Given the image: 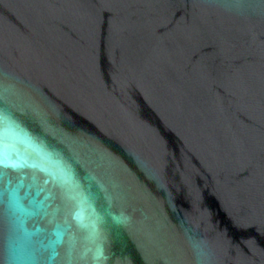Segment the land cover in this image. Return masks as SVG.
<instances>
[{
    "label": "water",
    "instance_id": "water-1",
    "mask_svg": "<svg viewBox=\"0 0 264 264\" xmlns=\"http://www.w3.org/2000/svg\"><path fill=\"white\" fill-rule=\"evenodd\" d=\"M0 264H264V0H0Z\"/></svg>",
    "mask_w": 264,
    "mask_h": 264
},
{
    "label": "snow or ice",
    "instance_id": "snow-or-ice-1",
    "mask_svg": "<svg viewBox=\"0 0 264 264\" xmlns=\"http://www.w3.org/2000/svg\"><path fill=\"white\" fill-rule=\"evenodd\" d=\"M105 214H107V210H105Z\"/></svg>",
    "mask_w": 264,
    "mask_h": 264
}]
</instances>
